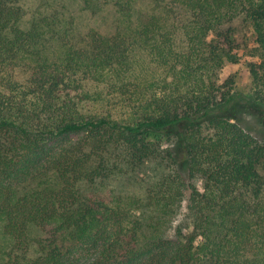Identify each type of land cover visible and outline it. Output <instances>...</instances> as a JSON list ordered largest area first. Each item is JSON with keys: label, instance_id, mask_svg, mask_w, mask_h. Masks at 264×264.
<instances>
[{"label": "trees", "instance_id": "1", "mask_svg": "<svg viewBox=\"0 0 264 264\" xmlns=\"http://www.w3.org/2000/svg\"><path fill=\"white\" fill-rule=\"evenodd\" d=\"M245 115L264 0H0V264H264Z\"/></svg>", "mask_w": 264, "mask_h": 264}, {"label": "rangeland", "instance_id": "2", "mask_svg": "<svg viewBox=\"0 0 264 264\" xmlns=\"http://www.w3.org/2000/svg\"><path fill=\"white\" fill-rule=\"evenodd\" d=\"M250 61L249 57L246 55H242L240 60L237 63H229L227 64L223 71L221 72V78H225L229 75L233 76L234 79V86H233V93H236L237 95H244L246 96L250 89V83H249V73H248V62ZM254 112V110H252ZM241 123L244 125L250 127L253 130L251 131L253 135L264 138V130L260 129L258 126H256L255 122L250 118L248 115L240 116ZM180 142L175 143L174 149L176 151H181ZM262 168L260 170L264 173V161L262 164ZM142 172L148 174V175H154V170L151 169V167L147 166L146 168L142 169ZM196 185H200V180L196 179L194 181ZM132 181H128L126 179H118L117 181H114V184L118 187L124 188L125 190H137L139 189L138 186L133 185ZM184 204V203H183ZM183 211V207L181 209Z\"/></svg>", "mask_w": 264, "mask_h": 264}]
</instances>
